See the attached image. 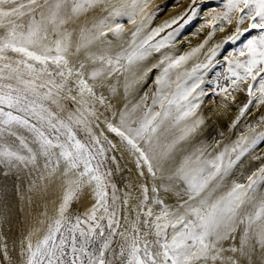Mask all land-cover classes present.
<instances>
[{"label":"snow or ice","instance_id":"obj_1","mask_svg":"<svg viewBox=\"0 0 264 264\" xmlns=\"http://www.w3.org/2000/svg\"><path fill=\"white\" fill-rule=\"evenodd\" d=\"M154 3L0 0V264H264V163L246 183L232 179L241 158L264 144V116L260 131L249 126L222 151L196 146L205 75L225 45L253 30L225 57L211 95L224 107L246 91L231 128L250 105H264V0H188L150 28L182 0L149 11ZM200 18L197 32L211 29L203 43L161 53ZM233 21L234 32L202 52ZM153 74V90L141 96ZM117 151L134 159L140 181L123 196L109 156ZM85 195L91 206L74 212ZM15 198L37 225L19 246L9 243Z\"/></svg>","mask_w":264,"mask_h":264},{"label":"rangeland","instance_id":"obj_2","mask_svg":"<svg viewBox=\"0 0 264 264\" xmlns=\"http://www.w3.org/2000/svg\"><path fill=\"white\" fill-rule=\"evenodd\" d=\"M169 4V5H174V0H155V3L153 5L150 6L149 11L152 10V8L155 7L156 4ZM188 3V0H182V3L179 6H170L173 7V10H168L167 12H162L158 15V18L155 19L151 25H149L150 28H154V27H158L160 26L165 20L169 19L168 17L165 18L166 13L169 12L172 13V16L176 15L178 12L182 11L183 8L186 6V4ZM213 7H215L216 5L213 3L212 5ZM169 7V8H170ZM27 18H25L26 20ZM160 22V24L157 26V24ZM205 23L203 18L197 19L196 21H194L192 23V25L190 27H188L184 32H183V36L180 40V43H178L175 47V49L172 48H164L161 49V53H171V52H175L176 54H182L183 52L189 51L190 48L192 47H196L199 44L203 43L204 39L206 38L207 34L209 31H211L210 28L208 27H203L202 31L197 32V29L201 28V25H203ZM132 26L129 25L126 21L124 24V32L125 34L129 33L131 30ZM236 28V24L235 21H233V23L231 24H226L224 27V31L220 32L219 30H217L215 36L213 37V39L211 41H209L208 45L205 46V49L202 50V52L206 51L207 48L211 47L212 45H215L217 43H220L222 41L223 38L231 35L234 30ZM247 28V22L244 23V25L242 26L241 30H244ZM167 31H170V29L166 30L165 33H161V36L165 35ZM3 34V30L0 29V35ZM256 31L253 30L252 32L248 33L243 39L242 41L237 42V44H227L225 45L220 52L217 54V56L215 57V67L213 70V73L210 75H205V84L202 85V87L206 88L208 91H211V88L214 86V81L216 79L217 74L222 73L225 71V65H226V59L225 57H228L230 53H232L237 47L241 46L242 42L244 39H247L248 37H250L251 35H255ZM130 39L129 36L125 35V40ZM156 39H159V37H157ZM187 40H191L193 41L192 43L187 42ZM161 53H154L153 56L151 57V60L153 63H155L161 56ZM202 58V57H201ZM191 65V62H189V66ZM213 78V81H211V79ZM155 79V74H153L150 78V82L148 84V86L146 88H144L143 92L140 93L141 96H143L146 93H149L153 90L154 85L151 81H154ZM221 83H224L223 80H221ZM246 87V86H245ZM242 93H244L243 95V105L247 103L248 101V96L246 94V91H242ZM135 95V92L130 94V99L132 96ZM207 100H212L214 103H219L220 100H222V97L219 96H210L209 93V97L206 98ZM234 100H232L230 98L229 102H228V107L231 106L232 109H229L230 111H233V109H235V104L233 103ZM134 103H139V100H135L133 101ZM150 103V100H149ZM255 103H253L254 105ZM204 105L207 106V103H205ZM234 105V106H233ZM243 105H241V107H243ZM250 105L249 107V111H246L245 115L242 117H240V120L237 122L236 126L234 128H231L230 126L232 125V122L234 120H236L237 116L239 115V111L237 113V115L234 117L233 120H227L225 122V129H221L220 131V136H224V137H220L217 139L216 137V131L214 130H218L217 128L219 127V125L217 124V127H215V122L213 121L212 118L209 117V115H207L208 110L206 111V119L208 121L207 123V129L205 131L206 133V138H205V146H210L211 147V151L215 148V144L218 143H222L224 142V140L226 141V146H231L235 143L236 140L239 139V137L243 134H246L247 132V124L248 123H244L245 118L247 117V113H249L252 110V106ZM227 107V106H226ZM240 107V108H241ZM239 108V110H240ZM258 109H260L264 115V105H261L258 107ZM212 117H217L214 116L215 114H212ZM209 118V119H207ZM223 119V118H222ZM244 120V121H243ZM212 122V123H211ZM211 123V124H210ZM214 123V124H213ZM240 126H239V125ZM239 126V127H238ZM242 126V127H241ZM251 126V125H250ZM215 127V128H214ZM101 128L103 129V126L101 125ZM105 131V135H108L109 138L112 139H116L114 137H112V135L110 133H107L106 129H103ZM256 130L258 131L259 129L256 126ZM214 132V133H213ZM228 132V133H226ZM226 134V135H225ZM24 135H27V133H24ZM214 137V138H213ZM207 141V142H206ZM221 141V142H220ZM208 143V144H207ZM214 145V146H213ZM214 147V148H213ZM264 147V144H261L258 148L251 150L249 153H246L245 156L243 158H241V161L238 162L237 166L235 167V169L233 171H236V169L238 167H240L242 165V163L244 162V160L248 157L249 154H251L252 152L256 151L257 149H261ZM111 155H115L117 157V161L120 165V172L117 174L116 176V181L118 183V186L121 189V193L120 195L123 196L124 194V187L126 184H128L129 182H132L134 185H136L138 187L140 181L136 180V168H135V162L134 159L125 154L123 157H121V153L120 152H113V153H109V156ZM240 163V164H239ZM264 162H260L259 164L261 165ZM257 165L256 169L258 167H260V165ZM111 167L113 169L116 168L115 164H112ZM255 169V170H256ZM254 170V171H255ZM233 179V178H232ZM234 180V179H233ZM246 180V179H245ZM236 181V180H235ZM11 182V181H9ZM240 183H246L247 180L245 182H241ZM26 186V185H25ZM136 197H138V192H134L133 193V199L130 201V204H135L137 202ZM92 200L91 197L88 195H85L84 197H82L80 200H77L74 202L73 206H72V210L74 212L78 211L80 214H83L84 212H86L88 210V208L91 206ZM22 204L19 200V198L16 199V212L15 214L17 215V219H16V244L17 246H19V240L21 238L22 234H26L27 231L35 225L34 220L31 219H27L25 216V213L20 212V208H21ZM42 211V206L40 208L37 209L36 213H34L35 216H39V212ZM124 215H128L129 218H134L135 213L134 212H125L123 213ZM40 235H43V233H40ZM117 240H119V237H117ZM18 256H17V260H18Z\"/></svg>","mask_w":264,"mask_h":264},{"label":"bare ground","instance_id":"obj_3","mask_svg":"<svg viewBox=\"0 0 264 264\" xmlns=\"http://www.w3.org/2000/svg\"><path fill=\"white\" fill-rule=\"evenodd\" d=\"M168 10H170V11L173 10V7H170ZM167 17L170 19L172 17V13H170V14H169V12L166 13L165 18H167ZM159 24H160V22L157 24V26ZM187 42L192 43L193 41L187 40ZM240 59H243V57H240ZM226 68H227V62H226V65H225V69ZM211 81H213V78L211 79ZM209 93H210V96H212L211 95V91H209ZM243 94L244 93H242V91L241 92L234 93L235 99H234L233 103L235 104V106L234 105L233 106L235 107V109H233V111H230L229 110V109H232V108H231V106L228 107V104L226 105L227 107L226 106L221 107V101L222 100H220L219 103L216 104L212 100L209 101V100L206 99L207 100V102H206L207 103V106L206 105H202V109L200 111L205 116V119H206V111L208 110L207 115H209V117L213 119V121L215 122V127H217V124L219 125V127L217 128L218 130H214V131H216V137H217V139L220 138V137H224V136H220V131H221V129L222 130L225 129V127H226L224 125L225 122L227 120H229V121L230 120H233L234 117L237 115V113L239 111V108L241 107V105H243L242 104L243 103V100H244L243 99V96H244ZM251 108H252V110L249 113H247L248 115L245 118V121L244 120L243 121H244V123H248L247 124V127H249L250 125L251 126H257V128L259 129L258 131H260L261 130V127L258 124V121L264 115H263L262 111L260 109H258V107L255 104ZM212 114H215L214 116H217V117H212L213 116ZM207 119H209V118H207ZM207 123H208V121L206 120V125L203 127V130L198 133V141L199 142L196 145L197 147L205 146L206 145L205 144V138H206V133L207 132L205 133V131L207 129ZM226 133H228V132H226ZM226 141L227 140H224V142H222V143H218L217 142V144H215L216 145L215 148L213 147L214 148L212 150L213 154H215V153H217L219 151H222L224 149V147L226 146ZM253 157H259V159H254ZM260 162H264V147L261 148V149H257L256 151H254L251 154H249L248 157L242 163V165L240 167H238L236 169V171H234V175L232 176V178L234 180H236L237 182H239V181L245 182L246 181L245 180L246 177L249 176V175H251V173L256 169L257 165ZM0 180H2V177H0ZM9 186L11 188V182H9ZM16 199L17 198L14 199V201H13V203L11 205V211H12V230H11V233L9 235V243L10 244H11L12 241H15L16 242V234H17L16 233V225H17L16 219H17V215L15 214V212H16Z\"/></svg>","mask_w":264,"mask_h":264}]
</instances>
